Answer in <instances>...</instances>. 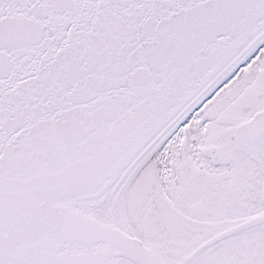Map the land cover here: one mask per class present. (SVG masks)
<instances>
[{
    "label": "snow or ice",
    "instance_id": "6c2138e0",
    "mask_svg": "<svg viewBox=\"0 0 264 264\" xmlns=\"http://www.w3.org/2000/svg\"><path fill=\"white\" fill-rule=\"evenodd\" d=\"M0 264H264V0H0Z\"/></svg>",
    "mask_w": 264,
    "mask_h": 264
}]
</instances>
